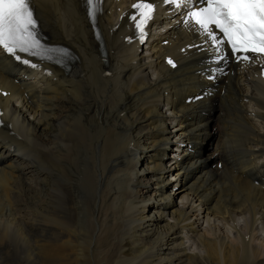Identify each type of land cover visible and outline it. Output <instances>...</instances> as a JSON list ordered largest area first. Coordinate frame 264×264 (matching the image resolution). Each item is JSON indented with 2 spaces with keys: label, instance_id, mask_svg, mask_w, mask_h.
Listing matches in <instances>:
<instances>
[{
  "label": "bare ground",
  "instance_id": "1",
  "mask_svg": "<svg viewBox=\"0 0 264 264\" xmlns=\"http://www.w3.org/2000/svg\"><path fill=\"white\" fill-rule=\"evenodd\" d=\"M136 2L100 44L83 0H31L50 74L0 49V264H264V79L177 20L139 53Z\"/></svg>",
  "mask_w": 264,
  "mask_h": 264
},
{
  "label": "snow or ice",
  "instance_id": "2",
  "mask_svg": "<svg viewBox=\"0 0 264 264\" xmlns=\"http://www.w3.org/2000/svg\"><path fill=\"white\" fill-rule=\"evenodd\" d=\"M102 2L103 0H83L86 14L95 19ZM164 2L188 9L183 22L197 25L211 41L216 53L212 58L213 63L225 59L223 54L225 45L230 47L231 55L238 62H250L254 57H264V0H164ZM132 7L137 13L131 15L130 19L143 41L145 25L152 18L155 5L148 0H137ZM217 31L222 36H218ZM0 49L15 60L33 68L37 65L23 59L18 53L48 59L51 57L47 54L51 51L66 53L64 49H49L41 42L31 0H0ZM168 63L175 66L171 59ZM209 71L215 72L216 69ZM208 78L213 79L214 76L209 75Z\"/></svg>",
  "mask_w": 264,
  "mask_h": 264
},
{
  "label": "rangeland",
  "instance_id": "3",
  "mask_svg": "<svg viewBox=\"0 0 264 264\" xmlns=\"http://www.w3.org/2000/svg\"><path fill=\"white\" fill-rule=\"evenodd\" d=\"M209 138H211V140H210V142H213L214 141V137L213 136H209ZM141 159H143V157L141 156ZM172 182V183H171ZM170 183L171 184H173V185H175V187L177 186V188H179L180 186H181V184H180V180H177L176 182H175V180H173V181H171ZM153 205V204H152ZM151 205V207H149V208H152L153 206Z\"/></svg>",
  "mask_w": 264,
  "mask_h": 264
}]
</instances>
